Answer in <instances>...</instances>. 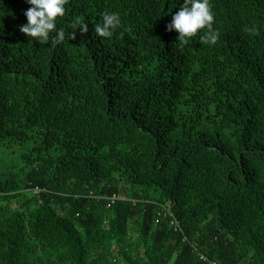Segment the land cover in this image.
Masks as SVG:
<instances>
[{
  "label": "trees",
  "instance_id": "trees-1",
  "mask_svg": "<svg viewBox=\"0 0 264 264\" xmlns=\"http://www.w3.org/2000/svg\"><path fill=\"white\" fill-rule=\"evenodd\" d=\"M183 3L68 0L40 43L0 0V264H264V0H211L216 45Z\"/></svg>",
  "mask_w": 264,
  "mask_h": 264
},
{
  "label": "clouds",
  "instance_id": "clouds-1",
  "mask_svg": "<svg viewBox=\"0 0 264 264\" xmlns=\"http://www.w3.org/2000/svg\"><path fill=\"white\" fill-rule=\"evenodd\" d=\"M27 3L32 6L25 13L28 23L21 26L19 30L40 43L47 41L53 32L57 42L64 41L66 33L57 28V20L65 16L68 0H27ZM214 22L211 0H184L183 6L168 25V31H177L180 34V43L186 45L191 38L206 29L200 43L216 45L219 32L214 28ZM120 25L121 18L118 13H105L102 22L96 24L94 30L98 36L110 38ZM88 31V24L80 22L81 36ZM67 38L76 39V33H69Z\"/></svg>",
  "mask_w": 264,
  "mask_h": 264
},
{
  "label": "built area",
  "instance_id": "built-area-1",
  "mask_svg": "<svg viewBox=\"0 0 264 264\" xmlns=\"http://www.w3.org/2000/svg\"><path fill=\"white\" fill-rule=\"evenodd\" d=\"M110 200H112V203H115V201L118 200V197L114 196ZM172 225L174 226L175 231H182L180 223L175 218L172 220ZM185 241H187V239H185ZM192 246L195 249H197V245L196 244H193ZM201 257H202L203 261L207 260V258L205 256H201ZM210 264H217V263L216 262H211Z\"/></svg>",
  "mask_w": 264,
  "mask_h": 264
}]
</instances>
